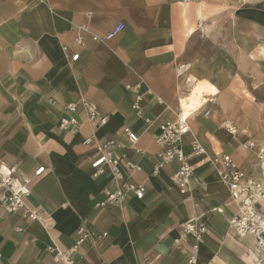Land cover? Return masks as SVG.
Listing matches in <instances>:
<instances>
[{
	"label": "crops",
	"instance_id": "obj_1",
	"mask_svg": "<svg viewBox=\"0 0 264 264\" xmlns=\"http://www.w3.org/2000/svg\"><path fill=\"white\" fill-rule=\"evenodd\" d=\"M118 23L119 34L93 39ZM190 78L218 93L187 117L181 146L193 172L180 192L171 178L178 163L162 162L157 136L162 122L181 113ZM238 78L259 82L256 106L238 98ZM82 101L107 122L88 121ZM253 107L264 114V0H0V160L31 177L29 201L46 216L25 219L0 204V264H62L53 255L66 250L73 264H187L193 253L195 264H254L255 242L229 227L236 206L209 159L230 154L246 176L262 179L264 122L255 126ZM69 117L77 124L61 129ZM87 136L95 143L84 145ZM106 139L137 165L125 178L143 187L141 198L105 202L117 182L107 167L93 176L90 161ZM195 143L205 154L191 153ZM193 216L209 228L195 251V238L180 226Z\"/></svg>",
	"mask_w": 264,
	"mask_h": 264
},
{
	"label": "built area",
	"instance_id": "obj_2",
	"mask_svg": "<svg viewBox=\"0 0 264 264\" xmlns=\"http://www.w3.org/2000/svg\"><path fill=\"white\" fill-rule=\"evenodd\" d=\"M124 29L123 23L116 24L103 36H93V39H110L119 34ZM79 39V38H78ZM78 54L71 56L72 60H76ZM185 65L179 66L182 72ZM140 94H136L132 108L139 113ZM86 118L99 126L107 122V115L101 114L96 105L89 101H82ZM70 112L76 111V105L67 104ZM198 111V110H197ZM193 113V112H191ZM208 110H203V116H207ZM148 122V120H147ZM77 124L74 117L62 118L59 122L61 129L72 130ZM232 126L227 123L226 127ZM124 134L131 143L138 140V136L128 127L123 128ZM189 132L187 117H181L177 114L174 120H167L159 125V133L157 141L162 145L163 151L160 154L162 162L170 163L176 161L177 169L172 174V180L178 185L180 192H185L190 188V181L193 172L192 165L182 146V137ZM84 145L94 144L92 136L83 138ZM120 145L113 139H106L97 143L98 151L90 161V168L93 176L103 173L105 167L108 168L110 174L117 182V188L114 191H108L105 202L110 204H121L129 193L137 198L143 195V187L141 185L132 184L126 181V173L137 168L132 161L115 155L114 149ZM247 148H253L254 142L248 141L244 145ZM193 154H205V149L200 144L192 145ZM214 164L220 179L226 183L229 190L231 201L236 206V211L230 220L229 227L237 236H249L255 242L257 259L254 264H264V160L262 151H259V167L263 169L261 180L248 177L238 167L237 163L230 154L222 153L218 156L209 158ZM43 166L34 171V175L42 172ZM156 169H154V172ZM31 177L24 174L16 164H8L0 160V204L8 213H17L22 218L43 222L46 219L45 211L40 205L30 203L31 194ZM181 228L187 234H191L195 238L192 245L194 251L197 249L199 240L209 231L206 221L202 216H193L180 223ZM50 249V248H49ZM71 251H56L53 258L62 264H73L70 256ZM187 264H195V254L193 253Z\"/></svg>",
	"mask_w": 264,
	"mask_h": 264
},
{
	"label": "bare ground",
	"instance_id": "obj_3",
	"mask_svg": "<svg viewBox=\"0 0 264 264\" xmlns=\"http://www.w3.org/2000/svg\"><path fill=\"white\" fill-rule=\"evenodd\" d=\"M189 80L191 83L189 93L180 100L181 117H189L192 114L191 112L199 110L208 101V95H216L218 93V88L207 80L195 79L193 81L192 78ZM227 130L234 134L236 127L232 125L229 126V129L227 127Z\"/></svg>",
	"mask_w": 264,
	"mask_h": 264
},
{
	"label": "rangeland",
	"instance_id": "obj_4",
	"mask_svg": "<svg viewBox=\"0 0 264 264\" xmlns=\"http://www.w3.org/2000/svg\"><path fill=\"white\" fill-rule=\"evenodd\" d=\"M240 2V0H238ZM224 20V18H223ZM223 20H221L223 22ZM257 88H260L259 82L254 78L252 82H250V84H246V82L240 80L238 78V82L237 85L233 88V90L236 91L238 98L239 99H246V103L249 106H256L259 102V100L261 99L260 97H256L257 95ZM249 116L251 119H253L254 121H256V125L258 127H262L261 126V122H264V114H259V112L256 111V108L253 107L252 109H250ZM228 122V120H226ZM258 122V125H257ZM232 123V122H231ZM233 125V123H232ZM257 127V128H258ZM237 131V130H236Z\"/></svg>",
	"mask_w": 264,
	"mask_h": 264
}]
</instances>
